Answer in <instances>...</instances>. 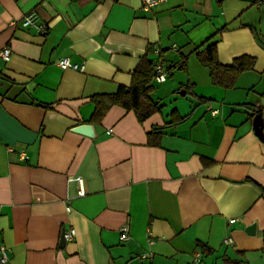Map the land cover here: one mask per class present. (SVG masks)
<instances>
[{"label": "crops", "instance_id": "0c3cea01", "mask_svg": "<svg viewBox=\"0 0 264 264\" xmlns=\"http://www.w3.org/2000/svg\"><path fill=\"white\" fill-rule=\"evenodd\" d=\"M31 12L45 30L22 25ZM209 43L253 68L214 84L196 56ZM144 56L166 74L157 110L139 122L113 105L90 123L91 97L128 87ZM256 114L264 132V0H0L5 264H264Z\"/></svg>", "mask_w": 264, "mask_h": 264}, {"label": "trees", "instance_id": "16d2710c", "mask_svg": "<svg viewBox=\"0 0 264 264\" xmlns=\"http://www.w3.org/2000/svg\"><path fill=\"white\" fill-rule=\"evenodd\" d=\"M199 62L208 68L209 76L214 84L223 88H232L237 76L246 70H251L254 57L240 55L233 58L230 64H222L218 61L215 51V43L207 44L204 49L196 52ZM154 60L146 56L138 62L131 74V82L128 87H119L113 94H97L91 97L95 107L89 122L97 124L101 121L106 111L113 105L131 110L139 122H143L148 116L157 110L156 103L150 98L155 77ZM185 67V59L181 60L179 68ZM257 111L253 109L252 117Z\"/></svg>", "mask_w": 264, "mask_h": 264}, {"label": "built area", "instance_id": "2783aa9c", "mask_svg": "<svg viewBox=\"0 0 264 264\" xmlns=\"http://www.w3.org/2000/svg\"><path fill=\"white\" fill-rule=\"evenodd\" d=\"M141 1V6L143 9L145 10H150V9H153L155 6L159 5L163 0H140ZM35 13L34 12H31V13H28L27 15H25L23 18H22V25L23 26H34L36 29L38 30H45L46 29V25L41 23V24H37L36 21H35ZM9 54V51L8 49H3L1 51V55L2 57L6 58ZM57 65L62 68V69H65V68H72V69H75V70H81V67H79L77 64H73L71 63L68 59L66 58H61V59H58L57 60ZM155 81L158 82V83H161L163 81H165L166 79V74H165V71L160 63L157 62L156 65H155V77H154ZM215 112V111H213ZM229 222H234V219H230ZM127 226L126 225H123L121 228H120V236H119V239L121 241H125L127 239ZM74 237V230L72 228H70L69 230L67 231H63L62 232V238L64 240H71L73 239ZM224 242L226 244L230 243L231 242V239L230 238H227L224 240ZM8 260V254H7V250L6 248L0 243V264H5ZM125 264H128V263H125Z\"/></svg>", "mask_w": 264, "mask_h": 264}, {"label": "water", "instance_id": "95a60500", "mask_svg": "<svg viewBox=\"0 0 264 264\" xmlns=\"http://www.w3.org/2000/svg\"><path fill=\"white\" fill-rule=\"evenodd\" d=\"M74 131L92 137L93 127L89 124H80L74 127ZM254 131L261 141H264V132H262V120L260 114H256L254 118ZM253 230V227L248 229Z\"/></svg>", "mask_w": 264, "mask_h": 264}]
</instances>
